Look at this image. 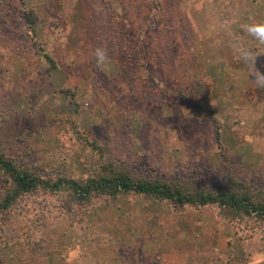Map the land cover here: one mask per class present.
<instances>
[{"label": "rangeland", "instance_id": "374dc122", "mask_svg": "<svg viewBox=\"0 0 264 264\" xmlns=\"http://www.w3.org/2000/svg\"><path fill=\"white\" fill-rule=\"evenodd\" d=\"M148 1H0L1 151L83 176L94 153L69 119L130 173L264 190V43L248 31L264 23V0H159V25L155 6L143 17ZM27 9L53 70L24 33ZM70 210L38 194L0 216V264H264V227L215 205L128 193Z\"/></svg>", "mask_w": 264, "mask_h": 264}, {"label": "trees", "instance_id": "16d2710c", "mask_svg": "<svg viewBox=\"0 0 264 264\" xmlns=\"http://www.w3.org/2000/svg\"><path fill=\"white\" fill-rule=\"evenodd\" d=\"M1 1V0H0ZM143 17L156 8L157 23H162L159 0L144 3ZM119 14V12H117ZM24 33L35 46V53L45 63L47 71L57 67L56 60L46 50L44 42L36 37L37 21L31 10H23ZM160 23V24H161ZM134 29V28H133ZM132 31V30H131ZM47 39V38H46ZM46 41V40H44ZM72 95L71 89H60ZM184 98L190 99L188 96ZM194 107L198 104L190 99ZM73 141L83 144L94 153L93 165L83 176L73 177L28 165L21 157L11 158L0 149V216L6 220L19 208V202L35 195L53 196L59 209L71 213L73 205L88 204L93 198H115L121 194H135L144 198L164 201L173 208L186 205H215L223 219H248L264 227V190L242 181L228 178L224 185L208 190L188 180L143 177L119 166L117 158L105 143H98L86 131L77 130L68 119ZM64 144L67 142L64 138ZM73 142V143H74Z\"/></svg>", "mask_w": 264, "mask_h": 264}, {"label": "clouds", "instance_id": "9594fccd", "mask_svg": "<svg viewBox=\"0 0 264 264\" xmlns=\"http://www.w3.org/2000/svg\"><path fill=\"white\" fill-rule=\"evenodd\" d=\"M248 31L251 35L257 38L261 43H264V23H255L249 26ZM95 55L98 64H103L107 59L105 50L103 48H96ZM260 86H264V80L258 81Z\"/></svg>", "mask_w": 264, "mask_h": 264}, {"label": "crops", "instance_id": "0c3cea01", "mask_svg": "<svg viewBox=\"0 0 264 264\" xmlns=\"http://www.w3.org/2000/svg\"><path fill=\"white\" fill-rule=\"evenodd\" d=\"M113 249V248H112ZM111 252L108 254V255H110L111 256V254H112V250H110ZM113 251H114V253H116L115 251V249H113ZM109 257V256H108ZM104 260H106V259H103V261ZM165 263H168V264H178L179 263V261H175V260H173V261H169V262H165ZM101 264H102V262H101Z\"/></svg>", "mask_w": 264, "mask_h": 264}]
</instances>
